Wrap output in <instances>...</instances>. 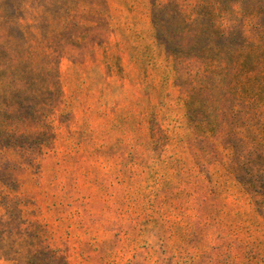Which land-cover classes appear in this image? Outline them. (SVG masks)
<instances>
[{
  "label": "rangeland",
  "instance_id": "374dc122",
  "mask_svg": "<svg viewBox=\"0 0 264 264\" xmlns=\"http://www.w3.org/2000/svg\"><path fill=\"white\" fill-rule=\"evenodd\" d=\"M0 264H264V0H0Z\"/></svg>",
  "mask_w": 264,
  "mask_h": 264
}]
</instances>
